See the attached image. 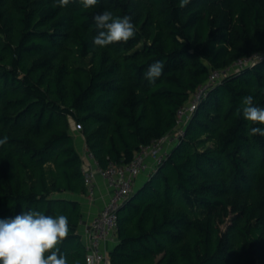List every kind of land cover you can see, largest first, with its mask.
I'll list each match as a JSON object with an SVG mask.
<instances>
[{
    "label": "trees",
    "instance_id": "16d2710c",
    "mask_svg": "<svg viewBox=\"0 0 264 264\" xmlns=\"http://www.w3.org/2000/svg\"><path fill=\"white\" fill-rule=\"evenodd\" d=\"M132 18L127 43L96 46L92 17ZM264 56V0H0V219L64 214L60 246L86 264L79 127L97 167L132 161L175 131L211 70ZM162 61L156 85L145 73ZM264 107V58L210 86L166 157L118 210L111 264L264 262V137L237 114Z\"/></svg>",
    "mask_w": 264,
    "mask_h": 264
},
{
    "label": "clouds",
    "instance_id": "9594fccd",
    "mask_svg": "<svg viewBox=\"0 0 264 264\" xmlns=\"http://www.w3.org/2000/svg\"><path fill=\"white\" fill-rule=\"evenodd\" d=\"M70 0H58L60 7H65ZM85 9L97 5L98 0H81ZM189 0H180L184 7ZM97 34L93 38L96 46L106 47L115 43H127L136 35L132 18L128 15L114 17L110 11L98 13L92 17ZM165 65L162 61L150 64L145 76L149 83L156 85L163 74ZM242 108L237 114L254 125H264V107L257 106L254 98L247 95L242 98ZM249 135L264 137V128L252 127ZM7 143V137L0 139V146ZM71 232L68 217L64 214L46 215L29 210L14 218L0 219V264H69L60 246ZM72 264H79L76 259Z\"/></svg>",
    "mask_w": 264,
    "mask_h": 264
},
{
    "label": "built area",
    "instance_id": "2783aa9c",
    "mask_svg": "<svg viewBox=\"0 0 264 264\" xmlns=\"http://www.w3.org/2000/svg\"><path fill=\"white\" fill-rule=\"evenodd\" d=\"M262 58L264 56L254 54L249 58L236 61L227 68L211 70L206 82L198 88L191 100L177 112L175 131L149 146L141 147L129 163L123 165L110 164L106 169L100 170L93 155L86 148L84 156L86 166L83 169V174L87 193L92 194L95 190V176L97 174L102 177L111 191L106 204L86 226L87 239L84 243L86 264H111L106 246L116 243L117 213L120 206L132 193L135 180L149 168L152 170L166 157L169 148L183 134V127L189 115L195 110L201 98L205 96L207 89L218 83L225 75L253 65Z\"/></svg>",
    "mask_w": 264,
    "mask_h": 264
},
{
    "label": "crops",
    "instance_id": "0c3cea01",
    "mask_svg": "<svg viewBox=\"0 0 264 264\" xmlns=\"http://www.w3.org/2000/svg\"><path fill=\"white\" fill-rule=\"evenodd\" d=\"M69 133L73 139L74 146L83 159V169L86 166L85 163V151H86V145H85V139L83 135L80 133L79 127L76 126L75 124L69 125ZM152 166L150 162V167ZM150 169V168H149ZM147 170L143 174H141L136 180H135V185L134 188L138 187L139 185L142 184V182L146 179L147 174L151 170ZM95 190L93 191L92 194H84L80 196H71L75 199H77L82 206V218L80 221V226H79V234L81 235V240L83 244L85 243L87 239L86 235V226L87 224L99 213L101 208L106 204L108 201L111 191L108 188L106 182L102 179V177L97 174L95 176ZM113 247V244H109L106 246L107 250L109 251Z\"/></svg>",
    "mask_w": 264,
    "mask_h": 264
},
{
    "label": "rangeland",
    "instance_id": "374dc122",
    "mask_svg": "<svg viewBox=\"0 0 264 264\" xmlns=\"http://www.w3.org/2000/svg\"><path fill=\"white\" fill-rule=\"evenodd\" d=\"M70 125H72L73 126V123L72 122H70ZM142 176V175H141ZM134 185H135V183H134ZM257 264H264V262H258Z\"/></svg>",
    "mask_w": 264,
    "mask_h": 264
}]
</instances>
